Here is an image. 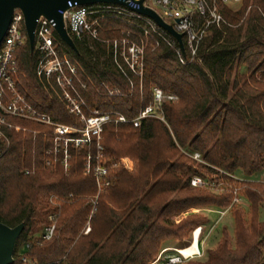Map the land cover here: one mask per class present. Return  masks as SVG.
I'll return each instance as SVG.
<instances>
[{
  "label": "trees",
  "instance_id": "1",
  "mask_svg": "<svg viewBox=\"0 0 264 264\" xmlns=\"http://www.w3.org/2000/svg\"><path fill=\"white\" fill-rule=\"evenodd\" d=\"M221 10L230 26L213 29L193 61L186 56L182 64L174 48L165 44L155 48L150 43L142 78L129 72L126 77L118 69L112 45L72 37L74 51L55 34L60 56H67L78 68L86 87L78 85V89L89 110L134 119L153 104V91L160 89L165 123L149 119L137 129L107 126L101 142L104 159L114 164L130 158L135 170H111L112 184L101 191L84 170L86 159L97 156L96 143L72 147L70 169L65 171L62 165L46 164L47 150L53 146L49 138L10 131V146L0 145L4 153L0 223L10 228L25 225L14 264H23V257L39 264H150L167 241L182 243L196 228L211 225L207 216L199 214L178 224L174 221L201 206L229 211L233 238L224 230L204 259L186 264H264V229L259 220L264 185L229 176L250 180L264 172V0H244L236 10L224 6ZM101 25L105 41L129 32L137 40L141 33L115 18L107 17ZM39 59L29 42L17 51L21 93L55 123L83 127L56 90L37 76ZM103 85L118 94L110 96ZM10 120L52 132L35 123ZM195 154H200L204 164L199 167L207 174L194 169ZM194 177L223 183L225 190L215 195L194 188ZM235 189L248 202V213L233 205ZM52 198L58 206L50 203ZM52 215L57 224L53 239L33 242ZM87 225L91 230L85 234Z\"/></svg>",
  "mask_w": 264,
  "mask_h": 264
},
{
  "label": "built area",
  "instance_id": "2",
  "mask_svg": "<svg viewBox=\"0 0 264 264\" xmlns=\"http://www.w3.org/2000/svg\"><path fill=\"white\" fill-rule=\"evenodd\" d=\"M126 5L95 4L91 6H74L65 12L64 18L70 35L79 41L84 39L112 45L114 60L118 69L127 77L128 72L133 76L142 78L145 69V51L150 43L155 48L165 44L176 50L177 56L182 64H185V57L191 61L199 55L204 40L210 35L213 29H221L223 26H230L221 10V6L230 8L241 5L244 0H120ZM145 8L151 9L162 18V20L183 35L185 52H182L178 42L165 30L160 28L152 19L137 13L142 3ZM107 17L115 18L126 22L141 31L137 40L131 37V32L121 39L105 41L101 39L100 33L103 28L101 21ZM56 24L52 20L40 18L36 30L35 50L40 59L37 66V76L46 81L53 90H56L59 97L65 104L69 114L79 120L83 127H69L55 123L51 117L41 113L21 93L19 88V67L17 51L28 42L25 30L23 15L16 10L7 35L0 45V145L8 148L10 146L9 132L20 133L25 131L23 127L13 123L10 119H18L42 126H48L53 131V137L57 141H63L64 146L51 147L47 150V157L53 156L56 151L63 153L66 159L64 164L67 167L70 145L75 149H81L97 144L98 155L89 156L85 161L86 174L95 178L100 191L111 186V168L103 160V147L101 145L103 134L109 125H131L140 128L142 122L149 119H156L165 123V116L162 105L164 94L160 89H154L153 104L140 110L134 119H128L122 114L112 112L103 114L99 110H89L85 99L79 92L78 85L85 89L81 82L78 68L67 56H60L55 38ZM130 80V78H128ZM131 82V80H130ZM110 96L117 95L118 90L110 89L103 85ZM173 100V97H169ZM58 153V152H56ZM0 152V158L3 156ZM193 160L203 163L200 154L192 156ZM52 166L51 161H46ZM126 168L128 165L123 162ZM222 173V172H221ZM240 182H253L264 185V175L257 181L241 179L229 175ZM221 184L212 180L207 181L200 177L191 180L194 188L217 189ZM243 198L239 191L235 192L233 205L243 206ZM95 204V202H94ZM229 211L220 212L221 216ZM214 224L205 229L204 226L196 228L191 234V240L183 248L190 249L200 243L197 252L188 255L182 254L183 249H165L158 258L150 264H186L203 256L202 245L213 230ZM56 220L52 215L49 217V225L44 228L40 235L33 237V242L50 241L56 233ZM88 226L86 234L90 232ZM30 244L27 245V248ZM174 253H171V252ZM23 264H39L35 259L22 258Z\"/></svg>",
  "mask_w": 264,
  "mask_h": 264
},
{
  "label": "water",
  "instance_id": "3",
  "mask_svg": "<svg viewBox=\"0 0 264 264\" xmlns=\"http://www.w3.org/2000/svg\"><path fill=\"white\" fill-rule=\"evenodd\" d=\"M95 4L126 5L120 0H0V45L7 35L15 11L19 10L23 15L25 30L32 52L35 50L38 21L42 17L54 21L57 36L69 48L76 51L75 42L66 27L64 14L70 9V5L74 7ZM137 13L155 21L160 28L178 42L182 52H185L183 35L177 33L172 26L167 25L156 12L145 8L142 3ZM24 230V224L10 228L0 223V264H14L16 245Z\"/></svg>",
  "mask_w": 264,
  "mask_h": 264
},
{
  "label": "rangeland",
  "instance_id": "4",
  "mask_svg": "<svg viewBox=\"0 0 264 264\" xmlns=\"http://www.w3.org/2000/svg\"><path fill=\"white\" fill-rule=\"evenodd\" d=\"M253 1L254 0H252V2ZM238 7H239V5H235V6H231L230 8L233 9V10H236ZM37 125H39V124H37ZM19 126L23 127V129H26L25 131H21L23 133L32 132L35 135L41 134L45 138H49L51 140L52 144H53V147L54 146L55 147H61V146H64L65 145V143L63 141H57V139L53 137V135H52L53 134V131L50 134L46 130H40V129H38V130H34L33 129L32 130L31 128H29L27 126H22V125H19ZM40 126H42V125H40ZM42 127L44 129H46V128L51 129L48 126H42ZM69 127H71V126H69ZM69 147H70V149H69V158L67 159V167L64 164V159H66V157L64 156L63 153H60L59 151H56L58 153L55 152V154H53V156H49V157H47V153H46V160L47 161L48 160L51 161V164H53L52 167H54V165L56 167L57 164H58V165H62L64 167V170L65 171H68L70 169V159H71L70 150H71V148L73 146L70 145ZM97 155H98V153H97ZM103 160H104V162H106L107 164H109L104 159V154H103ZM123 162H125L128 165L129 168H126L125 165L123 164ZM197 163L198 164L195 165L194 169H197L199 172H202V173L207 174L205 170H202L199 167V164H203V163H200V162H197ZM109 165L110 166H113L111 168L112 171L115 168H118V167H122L123 169H125L129 173H133L134 170H135L134 161L131 160L130 158H124V159H121L120 161H118V162H116L114 164H109ZM49 167H51V166H49ZM84 170H85V167H84ZM85 173H86V170H85ZM221 174L222 173H220V175ZM263 175H264V172L263 173H260L258 175H255L250 180L257 181V180L261 179ZM237 177L238 178H241V179H245L244 177H241V176H238V175H237ZM220 184L221 185L217 189H211V188H201V189H204V190L206 189V190L212 192L215 195H220L225 190L224 189L225 185L223 183H220ZM98 190L100 191L99 186H98ZM236 191H239V189H235V192ZM97 196H96V198H97ZM50 203L52 205H55V206H58L59 205V203H55L53 201V198L50 201ZM242 204H243V206H241L242 207V210L244 212L248 213V211H249V204H248V202L245 201V199H244ZM220 212H224V211L219 210V209H216V208H213V207L201 206V207H198L197 209H191L188 212H186L185 214H183V215H181L179 217L174 218V221L178 224L182 220V218H184V217H186L188 215L199 214L201 216H207L210 219V221H212L211 225H209V226L204 225L205 229L209 230V228L214 224L212 232L210 233L209 237L205 240V242L202 245V249L201 250L203 252V256L201 258L196 259V260L204 259L206 257L207 252H209L210 250H214L216 248L218 242L222 238V233H223L224 230H227L229 236L231 238H233V234H234V223H233L232 215L230 213H228V214H226L224 216H221ZM259 220H260V223H261V225H262V227L264 229V203L260 207V219ZM88 226L90 227V225H87V227L85 229V234H86V230H87ZM191 234L192 233L190 232L189 235H188V237L182 243H181L180 240H176V239H171V240L167 241L162 246L161 250L163 251V250H165V249H167L169 247H172L173 249H183L188 244V242L191 240ZM171 253H174V252L172 251Z\"/></svg>",
  "mask_w": 264,
  "mask_h": 264
},
{
  "label": "bare ground",
  "instance_id": "5",
  "mask_svg": "<svg viewBox=\"0 0 264 264\" xmlns=\"http://www.w3.org/2000/svg\"><path fill=\"white\" fill-rule=\"evenodd\" d=\"M197 249H200V243L196 241V244H194L192 248L187 249V250H184V249H183V250H182V254H184V255H188V254H190L191 252L196 253V252H197Z\"/></svg>",
  "mask_w": 264,
  "mask_h": 264
},
{
  "label": "crops",
  "instance_id": "6",
  "mask_svg": "<svg viewBox=\"0 0 264 264\" xmlns=\"http://www.w3.org/2000/svg\"><path fill=\"white\" fill-rule=\"evenodd\" d=\"M167 249H173L172 247H169V248H167Z\"/></svg>",
  "mask_w": 264,
  "mask_h": 264
}]
</instances>
